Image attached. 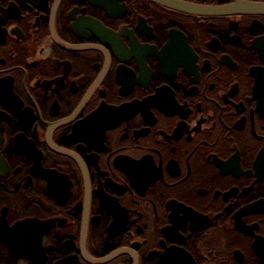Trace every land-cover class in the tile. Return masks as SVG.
<instances>
[{
  "label": "flooded vegetation",
  "instance_id": "flooded-vegetation-1",
  "mask_svg": "<svg viewBox=\"0 0 264 264\" xmlns=\"http://www.w3.org/2000/svg\"><path fill=\"white\" fill-rule=\"evenodd\" d=\"M0 264H264V0H0Z\"/></svg>",
  "mask_w": 264,
  "mask_h": 264
},
{
  "label": "water",
  "instance_id": "water-1",
  "mask_svg": "<svg viewBox=\"0 0 264 264\" xmlns=\"http://www.w3.org/2000/svg\"><path fill=\"white\" fill-rule=\"evenodd\" d=\"M249 7H250V5H247V6H246V8H249ZM20 224H22V223H19L18 226H19Z\"/></svg>",
  "mask_w": 264,
  "mask_h": 264
}]
</instances>
